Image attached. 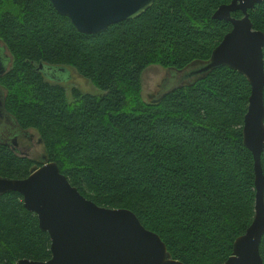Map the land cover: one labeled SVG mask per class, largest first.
I'll return each instance as SVG.
<instances>
[{
	"label": "trees",
	"instance_id": "16d2710c",
	"mask_svg": "<svg viewBox=\"0 0 264 264\" xmlns=\"http://www.w3.org/2000/svg\"><path fill=\"white\" fill-rule=\"evenodd\" d=\"M233 1L156 0L136 20L85 35L50 0H0V41L12 56L0 80L6 111L40 134L46 159L81 195L133 212L183 264H225L254 221L255 161L243 136L252 88L222 68L147 104L140 77L155 65L206 64L233 29L214 15ZM249 15L264 33V1ZM41 65L71 68L103 95L73 90L70 103ZM36 166L0 144L1 178L26 180ZM51 245L20 194L0 196V264L48 262ZM260 252L264 262V238Z\"/></svg>",
	"mask_w": 264,
	"mask_h": 264
},
{
	"label": "water",
	"instance_id": "95a60500",
	"mask_svg": "<svg viewBox=\"0 0 264 264\" xmlns=\"http://www.w3.org/2000/svg\"><path fill=\"white\" fill-rule=\"evenodd\" d=\"M263 1L234 0L220 7L214 19L229 22L233 29L206 64L186 75L194 80L230 68L244 76L252 88L243 136L255 161L256 214L246 234L236 240L233 256L225 264H264L260 252L264 238V33L254 29L249 15ZM50 2L79 33L99 35L140 18L156 0ZM237 12L243 14V19L232 18ZM44 69L41 65L40 70ZM0 70L1 74L5 72L1 64ZM4 107L0 101V117ZM46 162L44 158L43 166L35 168L26 180L0 177V196L20 194L25 209L38 217L40 229L52 242L50 261L23 260L17 264H183L173 259L162 239L147 230L133 212L97 206L70 184L57 164Z\"/></svg>",
	"mask_w": 264,
	"mask_h": 264
},
{
	"label": "rangeland",
	"instance_id": "374dc122",
	"mask_svg": "<svg viewBox=\"0 0 264 264\" xmlns=\"http://www.w3.org/2000/svg\"><path fill=\"white\" fill-rule=\"evenodd\" d=\"M1 47L5 48V44L0 41ZM7 48V47H6ZM8 50V49H6ZM11 56L9 51H5ZM12 57V56H11ZM204 64L194 62L185 71H176L166 69L161 66L148 67L140 77V86L142 99L147 104L158 103L161 97L173 92L182 85H187L194 77L189 78L186 75H191L198 67ZM12 68V67H11ZM55 73L47 75V80H54L56 84L64 87L67 92V97L70 103L74 102L73 90H77L83 95L102 96L103 93L89 80L81 77L75 70L71 68H54ZM3 88V87H2ZM4 89V88H3ZM5 96L7 98V91ZM9 126H7L8 128ZM10 129V128H9ZM14 130V129H13ZM28 133L27 139L21 137L15 149L19 156L28 157L37 162H42L46 158V149L41 140L40 134L36 130H26ZM46 163H50L48 160ZM35 168H40L36 166Z\"/></svg>",
	"mask_w": 264,
	"mask_h": 264
},
{
	"label": "flooded vegetation",
	"instance_id": "af4514ba",
	"mask_svg": "<svg viewBox=\"0 0 264 264\" xmlns=\"http://www.w3.org/2000/svg\"><path fill=\"white\" fill-rule=\"evenodd\" d=\"M6 49H7L6 47L3 48L0 45V64L3 67V70H5V72L3 74H1V70H0V80L9 73V71L11 70V67H12V61H11L12 59H11V56L9 57L7 52H5V51H8ZM52 73L53 74L55 73L54 68H46L43 70V75L45 78L47 75H49V76L52 75ZM46 80H47V78H46ZM47 81L52 83V84H56V82L54 80H52V76H51V80H47ZM2 89L3 88L0 84V101L3 103V106H5L6 96L4 93V89L3 90ZM4 108H5V111H3L4 109L2 108V115L0 117V144L9 146L10 148L14 149V151H15L21 137H24L27 139L28 133L26 131L20 129V127L16 124L14 119L6 111V107H4ZM7 126H9V127L7 128Z\"/></svg>",
	"mask_w": 264,
	"mask_h": 264
},
{
	"label": "bare ground",
	"instance_id": "6f19581e",
	"mask_svg": "<svg viewBox=\"0 0 264 264\" xmlns=\"http://www.w3.org/2000/svg\"><path fill=\"white\" fill-rule=\"evenodd\" d=\"M2 60V59H1ZM12 61V60H11ZM7 71V70H6ZM3 90V89H2ZM4 93H5V91H4ZM6 95V94H5ZM5 102H6V100H5Z\"/></svg>",
	"mask_w": 264,
	"mask_h": 264
}]
</instances>
